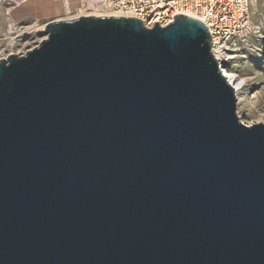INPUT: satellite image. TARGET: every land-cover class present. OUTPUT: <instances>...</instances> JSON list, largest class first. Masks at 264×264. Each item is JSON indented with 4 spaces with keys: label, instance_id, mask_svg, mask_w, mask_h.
<instances>
[{
    "label": "water",
    "instance_id": "1",
    "mask_svg": "<svg viewBox=\"0 0 264 264\" xmlns=\"http://www.w3.org/2000/svg\"><path fill=\"white\" fill-rule=\"evenodd\" d=\"M173 17L52 19L0 58V264H264V123Z\"/></svg>",
    "mask_w": 264,
    "mask_h": 264
},
{
    "label": "rangeland",
    "instance_id": "2",
    "mask_svg": "<svg viewBox=\"0 0 264 264\" xmlns=\"http://www.w3.org/2000/svg\"><path fill=\"white\" fill-rule=\"evenodd\" d=\"M57 1L61 11L37 15L29 11L31 0H0V57L23 53L38 44L45 37L44 25L49 20L78 15L109 16L105 15L108 11H97L96 3L100 0H54L59 5ZM34 9L31 11H38ZM250 18L254 34L247 43H237L234 55L224 61V68L242 85L236 94V113L246 125L264 123V0H251Z\"/></svg>",
    "mask_w": 264,
    "mask_h": 264
},
{
    "label": "built area",
    "instance_id": "3",
    "mask_svg": "<svg viewBox=\"0 0 264 264\" xmlns=\"http://www.w3.org/2000/svg\"><path fill=\"white\" fill-rule=\"evenodd\" d=\"M96 4L97 11H108L105 15L136 17L148 28L155 22L166 26L178 14L202 21L211 37V51L223 73L224 61L234 55L237 43H247L254 34L251 0H100Z\"/></svg>",
    "mask_w": 264,
    "mask_h": 264
},
{
    "label": "crops",
    "instance_id": "4",
    "mask_svg": "<svg viewBox=\"0 0 264 264\" xmlns=\"http://www.w3.org/2000/svg\"><path fill=\"white\" fill-rule=\"evenodd\" d=\"M45 2H50L48 5H49V9L50 10H54V9H52L53 7H59L58 9H59V11H61L62 10V6L60 5V3L57 1V3H59V5L58 4H56V3H54V0H44ZM31 5L30 6H28L29 7V9H34V8H38V11H31V10H29L30 11V13H32V12H35L37 15L39 14V13H48V12H45V11H47L48 10V8L47 7H45L44 6V4H43V1L42 0H31ZM43 5V6H42ZM63 7H64V3H63ZM47 9V10H46ZM34 10H36V9H34ZM58 11V12H59ZM53 11H51V13H52ZM54 13H57V11H55Z\"/></svg>",
    "mask_w": 264,
    "mask_h": 264
},
{
    "label": "bare ground",
    "instance_id": "5",
    "mask_svg": "<svg viewBox=\"0 0 264 264\" xmlns=\"http://www.w3.org/2000/svg\"><path fill=\"white\" fill-rule=\"evenodd\" d=\"M42 1H43L44 6L48 8V10L46 9L47 11H45V12L59 11V9H58L59 7H53L52 9H54V10H50L49 9L50 7L48 5L50 2H45L44 0H42ZM224 75L228 79V82L233 86L235 93L238 96V91L242 88V85L240 84V80L234 74L228 73L226 69L224 71Z\"/></svg>",
    "mask_w": 264,
    "mask_h": 264
}]
</instances>
